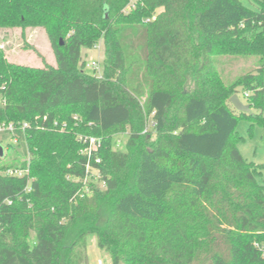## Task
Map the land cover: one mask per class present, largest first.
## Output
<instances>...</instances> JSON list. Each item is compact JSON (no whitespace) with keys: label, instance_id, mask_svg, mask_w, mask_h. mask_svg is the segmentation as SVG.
<instances>
[{"label":"trees","instance_id":"obj_1","mask_svg":"<svg viewBox=\"0 0 264 264\" xmlns=\"http://www.w3.org/2000/svg\"><path fill=\"white\" fill-rule=\"evenodd\" d=\"M251 1L0 0V28L42 26L57 60L12 62L0 37V123H32L0 162V264H89V235L114 264H264V164L237 132L242 117L264 127V0ZM100 41L97 75L84 52ZM225 55L257 63L225 81ZM87 136L102 139L91 157Z\"/></svg>","mask_w":264,"mask_h":264},{"label":"rangeland","instance_id":"obj_2","mask_svg":"<svg viewBox=\"0 0 264 264\" xmlns=\"http://www.w3.org/2000/svg\"><path fill=\"white\" fill-rule=\"evenodd\" d=\"M242 1L245 5L254 8L251 0ZM134 2L135 0H132V3ZM0 37L6 58L12 62L35 67L44 66V62L52 65L57 64L48 33L42 26H28L24 29L20 27L0 28ZM84 55L87 62L96 60L100 65L98 71H95L92 67H86V70L90 73L101 75L104 65V43L100 41L97 47L86 49ZM216 59V66L221 71L225 81L233 80L241 73L253 68L257 63V57L248 55H225L218 56ZM239 97L243 100L241 94ZM237 132L243 136V140L238 144L242 155L256 163L264 164V127L260 123H254L253 126H250L249 119L242 117L238 121ZM115 136L117 137V135ZM1 137L2 135L0 134V144L4 146V156L0 157V162L10 163V161L17 158V153L13 149L9 150L7 148L10 140L1 139ZM261 179L264 182V166ZM95 240L96 237L94 235H89L87 238L89 264H114L109 253L96 246Z\"/></svg>","mask_w":264,"mask_h":264},{"label":"built area","instance_id":"obj_3","mask_svg":"<svg viewBox=\"0 0 264 264\" xmlns=\"http://www.w3.org/2000/svg\"><path fill=\"white\" fill-rule=\"evenodd\" d=\"M87 67H92L95 71H98L100 69V65L96 60H93L92 62L87 63ZM155 121L151 120L149 122L148 127L145 129L150 128V126L154 125ZM32 123H30L29 120L21 121V122H9V124L6 123H0V131H9L12 135L10 136L9 140H11L14 143H19L21 141L20 139V132L25 133L27 128L31 127ZM64 128V126H62ZM82 140L84 139L85 143L87 144L86 147H84L81 152L84 154H88L90 157L93 154V151H97V149L101 146L102 144V139L94 136H87V138L80 137ZM120 144V140L118 142V145ZM96 163H100L101 159L98 155L95 156L94 158ZM86 171L88 177L91 175V180L94 183L99 184L100 187H104L106 185V181L101 179V176L99 175V170L97 168H94L91 164V158H89L88 163L86 164ZM7 173L11 174L14 173L18 176H23L25 174L24 170L20 169H8ZM91 173V174H90ZM93 175V176H92ZM84 183L87 184L84 189V192L81 191L82 196L85 193H89L90 191V184L87 183V178H85ZM30 184V182H29ZM27 185L28 190H31V186Z\"/></svg>","mask_w":264,"mask_h":264},{"label":"water","instance_id":"obj_4","mask_svg":"<svg viewBox=\"0 0 264 264\" xmlns=\"http://www.w3.org/2000/svg\"><path fill=\"white\" fill-rule=\"evenodd\" d=\"M230 101L233 103L234 107L240 112H249L251 110V105L241 100L238 94L232 95ZM0 156H4L3 144H0Z\"/></svg>","mask_w":264,"mask_h":264},{"label":"crops","instance_id":"obj_5","mask_svg":"<svg viewBox=\"0 0 264 264\" xmlns=\"http://www.w3.org/2000/svg\"><path fill=\"white\" fill-rule=\"evenodd\" d=\"M253 161V160H252ZM256 163V162H255ZM258 164H260V163H258Z\"/></svg>","mask_w":264,"mask_h":264}]
</instances>
